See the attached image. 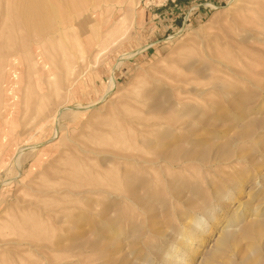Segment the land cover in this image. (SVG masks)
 Segmentation results:
<instances>
[{
  "label": "rangeland",
  "instance_id": "374dc122",
  "mask_svg": "<svg viewBox=\"0 0 264 264\" xmlns=\"http://www.w3.org/2000/svg\"><path fill=\"white\" fill-rule=\"evenodd\" d=\"M117 3L54 41L0 16V72L28 36L50 70L33 83L25 63L19 107L0 91V264H264V0ZM97 99L29 138L58 101ZM20 142L45 153L17 168Z\"/></svg>",
  "mask_w": 264,
  "mask_h": 264
},
{
  "label": "bare ground",
  "instance_id": "6f19581e",
  "mask_svg": "<svg viewBox=\"0 0 264 264\" xmlns=\"http://www.w3.org/2000/svg\"><path fill=\"white\" fill-rule=\"evenodd\" d=\"M16 1H15L16 4L9 5L8 7L6 6V8H4V9L1 8V7H4V6H0V16H1V14L2 15L4 14L3 16H5V14H6V16H8V15H11L12 12L14 14V11L21 12V14H22V12H24L25 14L29 15V17L26 20V23H27L26 25L30 26V25L34 24L35 21L37 20V22L39 23V26H40V31L39 32L42 33V37L46 36L51 41H54L55 39L58 38V36H59V35H57L58 33H60V35L62 37H64V38L66 37L67 29L65 27V24H64V21H63L65 19L63 17H65L66 15L70 16L69 14H71V13H75V12H78V11H80L81 15L89 13L92 16V18L95 20V23L97 25V29L98 30L102 26L104 27L106 24H109L112 21L111 20L112 18L115 19V17H113L114 13L108 15L107 16L108 18L105 15L103 16L102 2L105 1V0H16ZM76 1H78V3L75 4ZM89 1H91V2H89ZM124 1L125 0H118V3H122ZM13 14H12V16L15 15V14L14 15ZM15 17H14V20H15ZM16 18H18V16ZM22 18H24V15H23ZM69 18L71 19V16ZM253 18H254V15H253ZM100 25H101V27H100ZM25 26L23 28H25ZM34 26H35V24H34ZM81 26H83V24ZM18 32H20V31H18ZM74 35H75L76 46L80 49V54L81 53L84 54V47H83L84 44L82 45L81 41L79 40V36L77 34V28L74 31ZM240 35L243 36L244 34L243 35L240 34ZM13 38H14V36H13ZM247 40H248V38H247ZM11 41L12 40H10V42ZM13 41H14V39H13ZM40 41H41L40 38H36L35 36H28L27 37V49H28L27 54H25V56L23 58L20 57V56H15V58L13 60H8L7 63H6L5 71L3 70V71L0 72V91L2 92L4 90V93H5V96H6V103H7V98H11L12 94L14 93V90L17 88L18 89V96L16 97V99H15V97L12 98V102L15 100V104L14 105H16L17 107H19V105H20L19 104V102H20L19 101L20 100L19 96L22 93V90H21L22 89L21 88L22 69L25 68V63L27 64V73H28L27 75L29 76V78H31V80H33L34 78L37 79L38 84L41 83L40 79L43 77L42 73H45V72L50 73V70L48 69V66H47V60L45 58V52H44L45 49L41 46L42 42L40 43ZM82 54H81V58H84V56H82ZM221 63H223V61H221ZM72 64L73 63H70V64L67 65V67H65L66 74H67V77H68V82H67L66 87L68 88L69 92H72L74 90V87H75L77 81L81 80V77H79V74H78V73H80V71L77 72V69L75 71V66L72 65ZM76 68H78V67H76ZM3 78H4V82L1 81V79H3ZM35 79L33 80V83L36 82ZM108 83H109V90H111L112 87H114L113 78L110 77ZM63 100H66V99H63ZM99 100L100 99L93 100V101L91 100V101H89V103H87L85 105L81 104V103H75V104H71L72 106L69 104V102L68 103H63L65 101H63L61 103V105H59L60 103L58 101V103L56 105H54L52 108H50L48 110L49 114L44 117V119L42 120L41 123H40V119L38 118V116H36L37 119H38V120L36 119L37 121L35 119H32V121L30 122V125H33V129H32V131L30 130V132H29V135H30L29 138H33L35 136V134L38 135L39 133H44L43 131H44L45 124L48 123V121L50 119H56V117H58V115L62 114L63 111H66V110H71V111H74V110H88V109H91V107L95 106L98 103ZM101 100H102V98H101ZM0 101H1L0 102V107H2L1 106L2 100H0ZM6 103H4L5 107H7ZM17 110H18V108H17ZM1 113H3V112H0V114ZM5 116L7 117L6 114H5ZM33 121H36V122H33ZM32 132H34V133L31 134ZM56 134H58L57 130H56V132H54L53 136H55ZM8 136H11V135L8 134ZM29 138H27V139H25L23 141L24 144H25V142L28 141ZM3 139L7 140L8 138L5 137V135H4ZM0 140L2 142H4L1 138H0ZM17 142L18 141L15 140V139L13 140V143L10 142L11 146H9L10 148L7 150L8 154H11L13 152V150L10 151L11 148H13L14 146H17L19 144V143L17 144ZM22 143L20 142V144H22ZM24 144L20 145L17 148V154H16L17 159L14 158L16 162H13V163H16L15 165L17 166V168H19V166H20V158L23 156L25 151H30V152L37 151L38 152L37 154L39 156H41V155H43L45 153L44 150L40 151V147H41L40 144H35V145H31V146H26ZM6 182H10V180L9 181L7 180ZM175 258H177V257H175Z\"/></svg>",
  "mask_w": 264,
  "mask_h": 264
},
{
  "label": "crops",
  "instance_id": "0c3cea01",
  "mask_svg": "<svg viewBox=\"0 0 264 264\" xmlns=\"http://www.w3.org/2000/svg\"><path fill=\"white\" fill-rule=\"evenodd\" d=\"M212 1H214V0H212ZM191 2H192V1H191ZM183 3H184V4H186V3L188 4V3H189V0H178V4H179L180 7L182 6ZM210 4H211V3H207L206 5L208 6V5H210ZM176 6L178 7V5H176V4L173 5V7H176ZM183 6H184V5H183ZM186 7H187V6H186Z\"/></svg>",
  "mask_w": 264,
  "mask_h": 264
}]
</instances>
